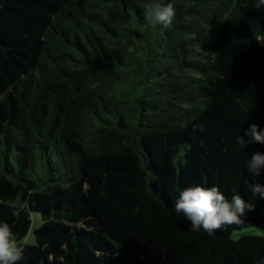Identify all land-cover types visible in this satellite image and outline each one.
<instances>
[{"label": "trees", "instance_id": "trees-1", "mask_svg": "<svg viewBox=\"0 0 264 264\" xmlns=\"http://www.w3.org/2000/svg\"><path fill=\"white\" fill-rule=\"evenodd\" d=\"M153 2L173 5L169 27L147 24ZM255 3L0 0V223L24 249L18 264L264 258V235L248 231L264 224L248 190L264 170H247L264 144H236L253 123L264 132ZM192 186L235 188L254 211L191 231L174 205Z\"/></svg>", "mask_w": 264, "mask_h": 264}, {"label": "clouds", "instance_id": "clouds-1", "mask_svg": "<svg viewBox=\"0 0 264 264\" xmlns=\"http://www.w3.org/2000/svg\"><path fill=\"white\" fill-rule=\"evenodd\" d=\"M254 6L264 7V0H256ZM174 16L175 9L171 3L165 5L153 2L146 6L145 20L148 25L169 27ZM245 135L249 137L247 141L241 136L236 139V144L242 148L253 143L264 144V132L259 131L254 123L246 130ZM247 170L251 175L259 177L264 170V154L255 152L247 163ZM248 190L252 197L259 195L264 198V184H251ZM11 206L16 209L13 215L19 216L23 205L19 208L15 204ZM174 210L182 213L185 219L191 222V231L198 232L203 228L211 234L225 227L244 223L242 217L246 212L254 211V204L250 200L245 201L235 188L232 189V196L229 199L218 186H192L180 192ZM23 253L24 249L18 243L9 224L0 223V264H18L24 258ZM257 264H264V258H261Z\"/></svg>", "mask_w": 264, "mask_h": 264}, {"label": "rangeland", "instance_id": "rangeland-1", "mask_svg": "<svg viewBox=\"0 0 264 264\" xmlns=\"http://www.w3.org/2000/svg\"><path fill=\"white\" fill-rule=\"evenodd\" d=\"M34 218V222H35V225L34 227H38L40 225V218L39 216H35L33 217ZM248 231L250 232V234H254V235H264V224L259 226V227H256V228H252V229H248ZM26 243H33L35 244V239L33 237L32 234H30L27 239H26Z\"/></svg>", "mask_w": 264, "mask_h": 264}]
</instances>
